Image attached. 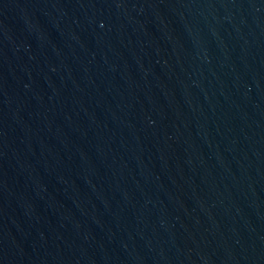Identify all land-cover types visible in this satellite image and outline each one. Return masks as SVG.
Listing matches in <instances>:
<instances>
[{
  "label": "water",
  "instance_id": "95a60500",
  "mask_svg": "<svg viewBox=\"0 0 264 264\" xmlns=\"http://www.w3.org/2000/svg\"><path fill=\"white\" fill-rule=\"evenodd\" d=\"M0 264H264V0H0Z\"/></svg>",
  "mask_w": 264,
  "mask_h": 264
}]
</instances>
